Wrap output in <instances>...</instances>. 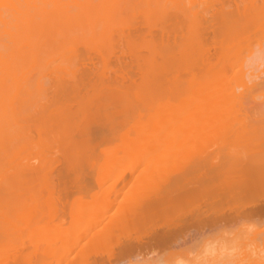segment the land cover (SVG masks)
<instances>
[{
	"label": "bare ground",
	"instance_id": "bare-ground-1",
	"mask_svg": "<svg viewBox=\"0 0 264 264\" xmlns=\"http://www.w3.org/2000/svg\"><path fill=\"white\" fill-rule=\"evenodd\" d=\"M183 1L0 0V264H120L125 236L164 247L201 212L264 197V123L233 96L228 55L264 35V4L219 0L222 56L199 42L215 1Z\"/></svg>",
	"mask_w": 264,
	"mask_h": 264
},
{
	"label": "clouds",
	"instance_id": "clouds-1",
	"mask_svg": "<svg viewBox=\"0 0 264 264\" xmlns=\"http://www.w3.org/2000/svg\"><path fill=\"white\" fill-rule=\"evenodd\" d=\"M231 71L235 74L231 79L233 96L244 105L251 120L264 123V35L248 43ZM261 205L264 197L236 200L228 211L201 212L196 217L197 227L180 231L164 247L145 244L150 231L125 236L120 242L138 246L120 264H264V215L249 212ZM181 223L176 221L169 231L176 232V225Z\"/></svg>",
	"mask_w": 264,
	"mask_h": 264
},
{
	"label": "rangeland",
	"instance_id": "rangeland-1",
	"mask_svg": "<svg viewBox=\"0 0 264 264\" xmlns=\"http://www.w3.org/2000/svg\"><path fill=\"white\" fill-rule=\"evenodd\" d=\"M185 1H187V0H185ZM185 1H183V2L187 4V2H185ZM214 1H215V2L211 1L212 4L209 3V4H211V5L213 6L212 10L209 9V7H210L209 4H208V6H203V7H204L203 9H202V7H201V8L199 7L200 9L197 8V11H198V12H201V13H200L201 15H203V16H204L205 14L207 15V16L205 15L206 17L204 16L205 18L202 16L204 19H206V20L208 19V23H205V24H207V25L203 24L204 22L201 23L202 20L200 21V23H198V24H200L199 26H201V27L198 28L199 32H200V29L202 30V29H204V28H207V30L205 29V32L207 31V32L205 33V35H204L203 30L201 31V33H203V34H200V36L202 37L201 39H203L204 36H205V37H204L203 40H200V37H199V36H197V38L199 37V40H200L199 42H204V43H205V44L201 45V47L203 48L202 50H205V51L207 52V54H209V55H210V53L212 52V49H213V47H212V49H211V47H210V45H211L210 43L213 42L212 40H217V41L219 40L217 43L219 44V42H220V44L224 46V41L222 42L221 39H218V38H219V37L217 36L218 33H214V32L212 31L213 28H215V27L218 25V24L216 25V22H217L216 19L218 20V18H216V15L219 14V13L221 12V11H218V10L222 9V8L219 9V6H220V4H219V0H214ZM220 1H221V0H220ZM222 1H223V0H222ZM237 1H238V0H234V1L232 0V2H236V3H233L234 5L231 4L232 7H231V5H229V4L227 3V2H229V3H232V2H231L230 0H227V1H226V3H227V4L229 5V7H230L229 9L232 8L231 11H233L235 8L237 9V7H238V6H236L237 3H242V2L244 3L245 0H241L242 2H240V1L237 2ZM248 1L252 2L251 0H247V2H248ZM259 1H260V2H263V3H261V4H264V1L258 0V2H259ZM247 2H246V3H247ZM250 2H249V3H250ZM253 2H255V1L253 0ZM258 2H257V3H258ZM221 3H222V2H221ZM223 3L225 4V2H223ZM243 3H242V6H240V4H238V5H239V7H238L239 9H240V7L243 8V5L245 4V3H244V4H243ZM255 3H256V2H255ZM255 3H254L253 5H255V7H256V6H257V5H256L257 3H256V4H255ZM188 4H189V3H188ZM227 4H225V5H227ZM235 4H236V5H235ZM251 4H252V3H250V5H251ZM182 5H184V4H182ZM221 5L223 6V4H221ZM225 5H224V6H225ZM228 5H227V7H228ZM250 5H249V4L247 5V6H249V7H248V10H249L250 7H252V5H251V6H250ZM180 6H181V5H180ZM212 6H211V7H212ZM222 6H220V7H222ZM224 6H223V9H224V11H226V10H227V9H226L227 7L224 8ZM235 6H236V7H235ZM182 7H183V6H182ZM182 7H181V8H182ZM186 7H187V6H186ZM205 7H208L207 9H209V10H211V11H209V10L206 11L207 9H206ZM233 7H234V8H233ZM259 7H260V9L264 12V9H262V6L259 5ZM173 8H174V9L176 8V9H175V12L177 11V12H176V13H177L176 16H177L178 14L181 15V13L183 12L182 10L185 9V8H184V9L182 8V10H180V9H179V5H178V7H177V6H173ZM188 8H190V10L187 9L188 13H190V16H192L194 12H197V11H195L193 8H191L190 6H189ZM245 8H247L246 5H245V7H244V10H247V9H245ZM223 9H222V11H223ZM225 9H226V10H225ZM253 9H254V8H253ZM172 10H173V9H172ZM179 10H180V11H179ZM185 10H186V9H185ZM185 10H184V11H185ZM202 10H203V11H202ZM204 10H205V11H204ZM240 10H241V9H240ZM244 10H243V11H244ZM251 10H252V9H251ZM258 10H259V9H258ZM258 10H257V11H258ZM173 11H174V10H173ZM178 11H179V12H178ZM234 11H235V10H234ZM241 11H242V10H241ZM241 11H240V13H241ZM243 11H242V12H243ZM171 12H172V11H171ZM191 12H193L192 15H191ZM203 12H204V14H203ZM210 12H211V13H210ZM218 12H219V13H218ZM227 12L230 13V10H229V11L227 10ZM252 12H253V10H252ZM252 12H251V13H252ZM259 12H261V11H259ZM207 13H208L209 15H208ZM222 13H223V12H221L220 14H222ZM253 13H254V12H253ZM210 14H211V15H210ZM220 14H219V15H220ZM224 14H225V13H224ZM226 14H227V13H226ZM260 14H262V12H261ZM263 14H264V13H263ZM180 15L177 16V17H179V19H181V16H180ZM172 16H174V12H173ZM208 16H210V17H208ZM256 16H259V17H260V15H256ZM256 16H255V17H256ZM177 17H176V19H177ZM184 17H185V16H184ZM218 17H219V16H218ZM255 17H253L252 20L254 21V19L256 20V18H258V21H259V22H262V24H263V25H262L263 27H261V28H264V23H263V22H264V21H263V20H264V19H263V18H264V15H263L262 18H261V17H260V18H259V17H256V18H255ZM174 18H175V16H174ZM174 18H173V20H174ZM190 18H191V17H190ZM190 18H189V19H190ZM251 18H252V17H251ZM179 19H177V20H179ZM189 19L187 20V18H186V19L183 18L182 21L180 20L181 22H180V21L178 22L179 24L182 25L183 20H184V23H185V21H186V25H185V24L182 25L183 28L181 27V25L178 26V24H177V22H176V24H177V26H178L177 29L179 28L178 30L176 29V31L173 30V29L176 28V27L174 28V25L176 26V24H174V25L172 24L173 29L171 28L170 32H173V31H174V32H173L174 34L171 33V35L173 34L174 36H176V35L178 36L179 33L182 34V35H186V31H187V29H188V25H189V23H188V22H189ZM191 19H192V18H191ZM259 19H260V20H259ZM173 20H172V21H173ZM177 20H176V21H177ZM193 20H194V19H193ZM253 21H252V22H253ZM214 22H215V23H214ZM172 23H174V21H173ZM187 23H188V25H187ZM214 24H215V25H214ZM194 26H195V25H194ZM204 26H206V27H204ZM181 28H182V30H181ZM180 30H181V32H182V31H183V32H182V33L179 32ZM263 30H264V29H263ZM184 31H185V33H184ZM261 31H262V29H261ZM261 31H260V33H261ZM170 32H169V37H170ZM177 32H178V33H177ZM212 32L218 37V38L216 37L217 39H212V35H214ZM226 32H227V31H226ZM226 32L224 31V33H226ZM263 32H264V31H263ZM263 32H262V33H263ZM175 33H176V35H175ZM209 33H211V35H210ZM260 33H259V34H260ZM159 34H160V33H158L157 35H159ZM180 34H179V35H180ZM222 34H223V33H222ZM164 35H165V33H164ZM215 35H214V36H215ZM228 35H229V34H227V36H228ZM260 35H261V34H260ZM177 36H176L175 38H178V37H179V39H180V37H181V39L183 38L181 35L178 36V37H177ZM188 36H189V35H187V38H186L187 41H188V38H189V41H191L190 38L192 39V41L194 40L191 36H189V37H188ZM194 36H195V35H194ZM225 36H226V35H225ZM159 37H160V36H159ZM206 37H207V38H206ZM157 38H158V37H157ZM197 38H196V39H197ZM210 38H211V39H210ZM213 38H214V37H213ZM223 38H225V37H223ZM179 39L176 40V41H179ZM181 39H180V41H182ZM205 39H206V40H205ZM207 39H209V40H207ZM231 39L233 40V38L230 36V39H229V40L231 41ZM158 40H159V39H158ZM168 40H170V38H168ZM168 40H167V41H168ZM227 40H228V39H227ZM229 40H228V41H229ZM170 41L172 42V43H170L171 46L168 45L169 50H170V53L172 52V55H173V54L176 55V54L178 53L177 49H178L179 47H177V49L175 50V48H176L175 45H176V44H174V43H176V41H175L174 37H173ZM170 41H169V42H170ZM173 41H175V42H173ZM196 41L198 42V39L195 40V42H194V41H193V42L196 43ZM207 41H208V42H207ZM210 41H212V42H210ZM169 42L166 43V44H169ZM182 42L184 43V40H183ZM182 42H181V43H182ZM215 42H216V41H215ZM177 43H178V42H177ZM179 43H180V42H179ZM179 43H178V44H179ZM183 43L180 45L181 47H182ZM194 43H193V44H194ZM196 44H197V43H196ZM198 44H199V43H198ZM201 44H202V43H201ZM212 44H214V42H213ZM215 44H216V43H215ZM220 44H219V45H220ZM227 44H228V42H227ZM199 45H200V44H199ZM219 45L217 46V47H218V50L221 49V45H220V47H219ZM225 45H226V43H225ZM231 45H232V44H231ZM176 46H177V45H176ZM211 46H212V45H211ZM213 46H214V45H213ZM223 46H222V47H223ZM228 46H230V45H228ZM234 46H236V44L233 45V46L231 47V49L234 48ZM172 47H174V50H172V49H173ZM170 48H171V49H170ZM209 48L211 49V52H210V49H209ZM214 48H215V47H214ZM219 48H220V49H219ZM236 48H238V45L236 46ZM215 49H217V48H215ZM229 49H230V48H229ZM229 49H228V50H229ZM231 49H230L229 52H228L229 54L226 52V55H227V54L230 55L229 57H232V56H231L232 54H230V53H231L230 51H232V53H233V51H236V52H237V55H238V54H241V52H243V50L241 51V49H240L241 52L239 51V53H238V50H239V49H238V50H235V49L231 50ZM178 50H179V49H178ZM181 50H182V48H181ZM181 50H179V51H181ZM221 50H223V49H221ZM228 50H225V51H228ZM174 51H175V53H176V52H177V53L175 54ZM214 51H215V50H214ZM208 52H210V53H208ZM216 52H218V51H216ZM221 52H222V56H223L224 50L221 51ZM214 53H215V52H214ZM207 54H205V55H203V56H201V57L199 56V57H198V58H200L199 61H200V60H201V61L198 62V60H196L195 64L198 62L197 65H204V67H206V66H205V64H206V62H207L206 60L208 59V55H207ZM235 54H236V53H234V55H235ZM174 55H173V56H174ZM215 55L218 56V55H219V52H218L217 54L215 53ZM215 55H214V56H215ZM224 56H225V55H224ZM210 57H211V56H210ZM217 58H218V57H217ZM217 58L215 57V60H216ZM219 58H220V57H219ZM174 59H175V58H174ZM220 59H221V58H220ZM176 60H177V59H176ZM209 60H210V59H209ZM209 60H208V62H211L212 59H211L210 61H209ZM213 61H214V58H213ZM171 62H172V61H171ZM175 62H176V61H175ZM208 62H207V63H208ZM176 63H177V62H176ZM176 63H174V61H173V64H174L173 67H174V66H177L178 63H177V64H176ZM200 63H201V64H200ZM192 67H193V66H192ZM194 68H195V67H194ZM174 70H175V69H174ZM194 73H195V72H194ZM207 77H208V76H206V78H207ZM145 230H146V229H145Z\"/></svg>",
	"mask_w": 264,
	"mask_h": 264
}]
</instances>
